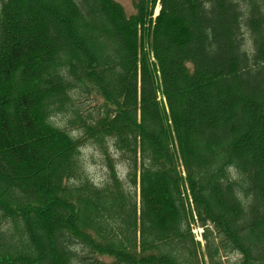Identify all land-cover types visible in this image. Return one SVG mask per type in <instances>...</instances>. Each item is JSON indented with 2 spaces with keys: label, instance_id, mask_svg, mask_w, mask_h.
Segmentation results:
<instances>
[{
  "label": "trees",
  "instance_id": "trees-1",
  "mask_svg": "<svg viewBox=\"0 0 264 264\" xmlns=\"http://www.w3.org/2000/svg\"><path fill=\"white\" fill-rule=\"evenodd\" d=\"M134 5L0 0V264H264V0Z\"/></svg>",
  "mask_w": 264,
  "mask_h": 264
},
{
  "label": "rangeland",
  "instance_id": "rangeland-1",
  "mask_svg": "<svg viewBox=\"0 0 264 264\" xmlns=\"http://www.w3.org/2000/svg\"><path fill=\"white\" fill-rule=\"evenodd\" d=\"M118 3H120L125 11L128 14H133L135 12V2L137 0H115ZM159 8L156 9L155 15H157L159 12ZM75 105L79 106L81 111H84V114L87 113H98V111L101 109L103 102L98 98L92 96H76L75 99ZM70 113L66 114H59L56 118H54V123L65 130L70 131L75 136H81L82 131L78 130L76 127H72L69 125L70 121ZM110 156L112 158H115L118 160L120 155L115 151L114 148L109 147ZM82 162L86 169L87 175L92 179L94 183H102L104 179L107 177V163L102 156L101 150L98 147L93 146L91 143H86L82 150ZM194 234L199 239L201 238V230L199 227H196L194 229ZM202 242V241H201ZM204 242H202V249H201V260L203 261V264H207V259L204 256ZM223 262L225 264H239V258L237 256L231 255L223 259Z\"/></svg>",
  "mask_w": 264,
  "mask_h": 264
}]
</instances>
